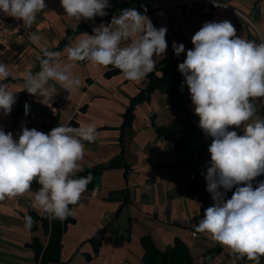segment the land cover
I'll list each match as a JSON object with an SVG mask.
<instances>
[{"label":"clouds","instance_id":"clouds-1","mask_svg":"<svg viewBox=\"0 0 264 264\" xmlns=\"http://www.w3.org/2000/svg\"><path fill=\"white\" fill-rule=\"evenodd\" d=\"M60 4L73 30L82 21L106 16L111 7L109 0H60ZM46 8L45 0H0V13L22 21L30 42L38 45L46 37L31 29ZM166 34V27L157 28L135 8L122 9L109 23L93 27L92 34L81 33L77 42L66 48L67 62L63 64L60 52L42 44L35 56L40 70L24 72L23 90L42 97L40 102L47 104L59 89L70 92L80 88L82 80L73 72L79 61L111 65L126 80L142 82L154 72L155 57L168 49ZM191 44L186 50L183 43L173 41L171 47L176 57L185 54L178 65L183 77L180 91L187 86L194 115L199 117L198 127L211 138L210 161L201 175L213 203L204 209L195 231L230 250L232 264L245 258L261 264L264 180L255 187L253 181L264 175V118L257 115V101L264 98V43L237 36L228 20H212L192 35ZM8 76V65L0 62V110L4 116L17 102L16 92L2 83ZM231 126L242 128L243 134L229 130ZM97 136L92 123L57 125L48 133L22 125L18 137L0 126V201L31 193L39 214L50 221L63 222L74 216L70 205L78 204L93 176L74 178L73 174L81 170L84 141L92 143ZM34 180L40 185L35 191L31 187ZM233 188L231 198H226ZM33 223L31 216L25 217L26 228Z\"/></svg>","mask_w":264,"mask_h":264},{"label":"crops","instance_id":"crops-1","mask_svg":"<svg viewBox=\"0 0 264 264\" xmlns=\"http://www.w3.org/2000/svg\"><path fill=\"white\" fill-rule=\"evenodd\" d=\"M126 1L149 17L157 28H167L168 49L164 55L155 57L156 66L160 68L156 72L158 76L175 62L185 59L184 53L180 57L174 55L172 42L183 43L186 50L192 48V35L206 21L228 20L236 28L237 36L256 42L245 22L228 11L219 10L212 17L193 16L182 28L171 30L165 10L150 11L137 0H109L110 4ZM45 2L47 8L38 15L32 31L42 33L46 40L41 45L46 43L53 50L71 26L60 0ZM230 4L245 14L264 35V0H230ZM111 19L87 21L89 30L84 32L92 34L93 27L107 24ZM80 36L81 33L70 36L66 45L57 50L61 53V64L67 62L66 48L74 45ZM41 45L33 44L27 38L0 47V52L4 53L0 55V62L8 65L9 72L3 83L9 91L16 92L17 101L9 115L4 116L0 110V126L18 137L22 125L28 123L20 114L19 100L28 94L26 98L31 101L33 121L38 131L48 133L45 126H68L72 122L75 123L72 127L95 124L97 139L92 143L84 141L86 152L79 162L81 170L73 175L100 166L93 186L88 184L89 188L82 193L78 204L70 205L75 215L69 216L73 222L68 223L61 234L59 260L48 264H140L144 253L140 238L148 235L161 252L179 239L188 248L194 262L203 264L206 250L218 247L219 252L212 255L208 264H232L226 258L228 250L225 247L209 235L195 231L203 194L199 189L189 192L187 174L179 166L188 155L199 169L197 159L192 154L176 150L170 138L158 136L155 132V128L167 126L175 119L188 118L195 123V129L198 128L199 117L194 115L187 86L181 92L184 107L175 109L167 96L157 89L148 101L134 107L130 133L127 129L121 131L122 114L130 99L143 89L146 79L132 82L111 65L103 67L79 61L75 62L73 72L82 80L81 87L70 92L59 89L49 103L44 104L40 102L42 97L23 90L24 72L40 70L35 56L40 54ZM110 71L114 73L106 77L105 73ZM51 107L57 109L54 117L48 113ZM257 115L261 118L264 115V98L257 101ZM195 129L189 133V142ZM230 129L237 131L238 135L243 134L242 128L231 126ZM262 180L264 175L257 177L253 181L254 187ZM39 187H32V190ZM210 202L209 206L212 199ZM30 213L41 216L31 193L0 201V264H34L35 252L29 247L33 238L38 239L43 249L46 247L49 236L44 233L41 222L32 217V227H25V217ZM193 233L197 235L193 237ZM95 235L101 238L97 253L89 242ZM240 264L253 262L243 260ZM261 264H264V257Z\"/></svg>","mask_w":264,"mask_h":264},{"label":"trees","instance_id":"trees-1","mask_svg":"<svg viewBox=\"0 0 264 264\" xmlns=\"http://www.w3.org/2000/svg\"><path fill=\"white\" fill-rule=\"evenodd\" d=\"M125 8H133L132 3L126 1L124 3H112L111 7L106 9L107 15L104 17H96L94 21H107L110 20L112 15H118L120 10ZM136 9V8H135ZM139 11L138 9H136ZM142 13V12H141ZM89 30V25L87 22L82 21L79 24L77 30H73L72 27H69L66 30V36L62 39L59 44L53 49L54 51L61 50L64 47L70 36L83 33L84 31ZM184 59H181L175 62L170 69L163 70L162 75L158 76L156 72L160 70L159 65L155 67L153 73L149 74L146 77V82L142 90L132 97L129 101V106L126 111L122 114L123 122L120 126V130L127 129L130 133L131 124L133 121V110L137 104L143 103V101H148L150 95L157 89L165 94L168 98L170 104L175 108L179 109L184 107V102L181 97V85L183 84V77L178 71L179 63H182ZM115 71V70H114ZM114 71L106 72L105 76L109 77ZM3 83V81H2ZM186 85H184L185 87ZM28 95V94H27ZM27 95H22L20 97V102L24 100ZM264 118V115L262 116ZM55 120V118H54ZM75 125L74 122L68 124V126ZM55 127L54 125L45 126V129L50 132V130ZM195 129V123L189 121V119H175L167 126L155 128V132L158 136H163L165 138H170L173 142V146L176 150L187 152L189 144V133ZM187 174V188L189 192H192L196 189H199L203 196L199 215L196 217V220H200L203 217L204 209L209 207L211 201V194L206 191V181L201 175V171L192 164L191 159L187 155L182 159V164L179 166ZM100 172V166H96L88 169L78 175H75L74 178L86 177L89 173L94 176L98 175ZM93 186V180L89 187ZM87 186V188H89ZM235 191L233 188L226 194V198H231L232 193ZM29 216L33 217L35 220L41 222L44 233L48 236V242L46 247L43 249L38 242L37 238H33L29 247L35 252V263L34 264H48V262H58L60 255V241L61 234L65 230L68 223H72V219L68 217L63 222L59 220H49L45 216H37L36 214L30 213ZM100 236L95 235L90 239L94 252L97 253L98 247L100 244ZM141 247L144 249L143 256L140 259V264H199L194 262L191 259L189 250L184 244L179 240H174L171 247H167L166 250L161 252L153 243L151 237L143 236L140 238ZM219 252L218 247H213L207 249L203 254V264H208L212 255ZM263 257H261L262 259ZM243 260H247L246 258ZM240 260V261H243Z\"/></svg>","mask_w":264,"mask_h":264},{"label":"built area","instance_id":"built-area-1","mask_svg":"<svg viewBox=\"0 0 264 264\" xmlns=\"http://www.w3.org/2000/svg\"><path fill=\"white\" fill-rule=\"evenodd\" d=\"M137 2L144 4L150 11L158 9L165 10L170 18L171 30L182 28L193 16L212 17V15L219 10L228 11L245 22L247 27L253 32L256 43H264V35L260 32L258 27H255L254 23L245 14L238 12L230 4V0H166L164 2L137 0ZM27 31L29 30L23 28L22 21H17L12 17L0 13V47H4L12 41L26 40L28 38ZM26 104L28 105L27 110L25 109ZM19 107L21 116L28 122L26 127L36 129L33 121L34 113L32 111L30 99L26 98L22 100ZM48 113L54 117L57 113V109L51 107ZM195 130L188 144L187 153L192 154L195 159H197L199 169L206 172L208 162L210 161L208 146L211 143V138L205 136L199 127ZM229 130L231 129L229 128ZM38 185L39 184L35 180L32 182V187L36 188ZM196 235V233L192 234L193 237ZM226 258L233 262L234 257L230 255V250L227 251ZM240 263V260L236 261V264Z\"/></svg>","mask_w":264,"mask_h":264}]
</instances>
